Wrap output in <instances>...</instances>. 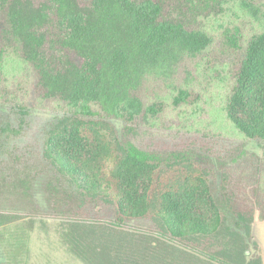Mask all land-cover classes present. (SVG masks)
<instances>
[{"label": "trees", "instance_id": "obj_1", "mask_svg": "<svg viewBox=\"0 0 264 264\" xmlns=\"http://www.w3.org/2000/svg\"><path fill=\"white\" fill-rule=\"evenodd\" d=\"M0 21V94L11 78L34 76L37 101L63 114L46 131V160L77 196L115 215L109 233L75 228L74 246L92 252L79 256L88 264H263L262 255H247L252 241L260 249L254 219L236 211L223 182L229 173L252 186L264 223V0H0ZM40 107L15 105L20 124H0V155ZM94 118L119 120L133 135L165 127L256 142L262 154L251 151L238 174L228 163L196 169L189 153L145 150L84 121ZM218 172L220 187L212 182ZM139 219L153 221L159 240L191 248L154 241L139 250L128 242L134 253L122 258L117 229ZM15 221L0 214V227Z\"/></svg>", "mask_w": 264, "mask_h": 264}, {"label": "rangeland", "instance_id": "obj_2", "mask_svg": "<svg viewBox=\"0 0 264 264\" xmlns=\"http://www.w3.org/2000/svg\"><path fill=\"white\" fill-rule=\"evenodd\" d=\"M225 60L230 62L231 57L227 56ZM38 98L39 89L36 87L34 76L27 81L19 77L11 78L4 83L0 94V124L3 126L19 127L21 115L15 108L18 102H23L29 107L43 106L32 109L29 115L25 116L26 123L22 134L11 139L1 151L0 214L13 216L16 221L0 227V264H88L82 256L75 252L85 249L83 252L86 253L83 254L90 258L92 256L90 248L74 246V243H77L74 240L75 228L93 224L96 225L98 232L109 233L108 230H112L111 227L114 226L111 221L115 215L111 212H104L100 204L87 202L77 196L71 181L46 160L44 156L46 131L50 124L61 119L63 114L60 110H55L49 101L39 103ZM46 105L50 106L47 108ZM84 121L103 123V134H112L120 140L130 139L145 150L163 154L189 153L190 157L194 158L196 169L202 166L217 169L221 168L224 163H228L229 166H226V169L238 174L237 170L246 169L251 165V163H245L252 152L262 154L256 142L243 143L239 140L186 133L165 127L143 129L142 132L133 135L126 131L123 122L116 119L94 118ZM172 121H174L172 117L166 118L163 125L166 126ZM245 149L248 153L243 161V157L240 156ZM239 157L237 161L236 158ZM112 165V161L107 162L106 169H111ZM218 174L219 180L217 178L215 182H212L218 183L220 187L223 176L220 172ZM174 176L176 175L173 173L160 175L158 177L160 185L166 186L171 181L169 179ZM223 183L227 186L228 193H231L236 211L248 219H254L253 234L255 233L254 237L260 249H257L252 241L247 255L253 258L262 255L264 264V223L258 221L255 189L249 184L238 181L236 176L229 173L224 174ZM231 225L235 226L233 220ZM82 231L83 229L79 230V232ZM126 233L130 237L124 238ZM157 233L156 225L151 219L129 221L117 229L116 235L123 243L120 253L122 258H124L123 254L125 255L124 251L127 252L129 258H132L130 254L134 253L135 246L129 245L133 243L139 244V250L143 245L149 247L150 242L154 241L171 243L184 249L191 248L188 243L171 241L167 238L159 240ZM77 236L78 238L81 236L85 239L91 238L86 237L87 235ZM128 242L131 243L127 245ZM80 243L83 242L80 241ZM203 248L205 246L197 250ZM156 250L158 257L161 256L168 262L176 260L164 255L163 249ZM217 250L218 247L214 245L206 251L214 254Z\"/></svg>", "mask_w": 264, "mask_h": 264}, {"label": "crops", "instance_id": "obj_3", "mask_svg": "<svg viewBox=\"0 0 264 264\" xmlns=\"http://www.w3.org/2000/svg\"><path fill=\"white\" fill-rule=\"evenodd\" d=\"M257 224H255V226H256ZM255 226H254V231H255ZM255 234V233H254Z\"/></svg>", "mask_w": 264, "mask_h": 264}]
</instances>
